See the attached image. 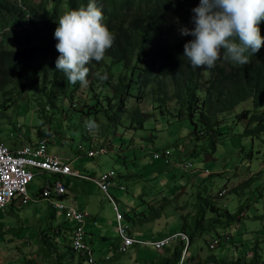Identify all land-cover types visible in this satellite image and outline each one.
Segmentation results:
<instances>
[{"label": "rangeland", "instance_id": "1", "mask_svg": "<svg viewBox=\"0 0 264 264\" xmlns=\"http://www.w3.org/2000/svg\"><path fill=\"white\" fill-rule=\"evenodd\" d=\"M18 1L21 5L42 2L44 7L50 6V0ZM180 26L177 24L178 29ZM14 28L10 26L8 30ZM115 69L122 71L120 65ZM117 81L118 75L104 88L96 85V92L99 95L102 92L100 100L105 106V95H112ZM14 93L11 102H7L9 97L0 96V139L11 146L15 142L35 144L48 138L50 152L70 154L74 169L94 177L113 170L115 186L109 191L122 213L129 215L130 219L125 216L122 222L135 237L159 239L182 232L183 225L200 220L202 214L201 222L209 230L196 234L188 251L190 260L187 264L208 261L264 264V134L255 140L244 136L246 121L237 120L243 112L253 113L250 100L230 114L219 116V124H214L215 134H221L217 137L211 131L207 132L203 121L192 122L188 115L180 117L176 101H167L163 112L159 102L155 104L158 109L154 108L152 102L157 96L153 94L139 103L141 111L147 114L142 128H125L99 112L102 119L97 122L98 128L88 132L84 122L94 115L84 117L75 112L69 100L62 102V107L70 111L67 117L63 111L49 105L47 112H43L37 92ZM90 97L91 94L78 92L72 106L83 109L87 104H95ZM132 100L129 98L127 106ZM114 114L124 115L122 122L130 126L129 110ZM196 129L203 130V134H195ZM79 143L86 145L88 150L91 146H103L106 152L94 157L80 155L77 152ZM166 148L173 153L169 163L163 157L153 158L155 150ZM187 161L193 165L190 170L182 168V162ZM49 178L53 176L38 172L29 185L33 197L31 203H17L0 210V258L3 264H78L79 259L70 256V240L56 239V235L46 232L51 224L59 227L63 222L61 231L68 236L70 233L64 225L71 220L61 210L53 215L51 212L55 208L39 196ZM62 181L68 186V195L63 196V202L81 209L85 207L91 216L98 217L99 225L90 219L86 225L97 264H150L160 254L169 252L159 251L151 245L135 244L128 252L116 254L119 230L109 196L94 180L65 176ZM223 190H227L226 194L219 196ZM226 213L234 216V220L227 218ZM210 220L221 222L209 227L207 222ZM217 233L228 236L229 240L224 238L220 246L210 250L209 243ZM176 246L173 243L168 248L174 252ZM107 255L110 260H105Z\"/></svg>", "mask_w": 264, "mask_h": 264}, {"label": "trees", "instance_id": "2", "mask_svg": "<svg viewBox=\"0 0 264 264\" xmlns=\"http://www.w3.org/2000/svg\"><path fill=\"white\" fill-rule=\"evenodd\" d=\"M17 1L0 0V96L9 97L7 102L12 101L10 97L15 91L19 95L33 91L40 94L43 112H47L49 105L63 111L68 117L70 111L62 107V102L69 100L71 108L84 117L94 115L92 120L98 122L99 118L102 119L99 112H104L103 117L109 121L137 130L143 127L147 119L139 103L153 94L157 96L152 102L154 108L158 109L155 104L159 102L163 112L167 101H176L180 117L188 115L192 122L203 121L207 132L211 131L219 137L221 134H215L214 130V124H219V116L230 114L250 100L253 113L243 112L237 116V120L246 121L244 136L255 140L264 134V44L257 53L249 55V63L244 66H233L228 61L220 60L214 68L194 69L182 56L183 45L191 37L181 36L177 24L192 26L191 8L199 0H97L104 13V23L115 38L100 62L92 61L87 65L89 72L86 82L75 84L68 83L63 72L55 69L59 53L55 48L53 32L61 15L69 9L86 6L88 0H50V6L46 7L42 2L21 5ZM10 26L15 28L8 30ZM260 29L264 36V21L260 22ZM117 65L121 66L122 71L115 69ZM116 75L117 84L111 96L105 95V106L100 100L102 92H99L100 95L96 92V85L104 88L111 84ZM101 76L105 78L101 79ZM78 92L91 94L90 99L95 104L75 109L72 100ZM129 98L134 100L127 106ZM128 110L131 113L130 126L122 122L124 115L114 114L115 111L127 113ZM195 134L200 136L203 130L196 129ZM49 174L53 178H49L47 183L61 177L59 174ZM42 192L43 189L40 197ZM51 213L57 215L58 212L53 209ZM126 217L130 219L128 214ZM200 217V220L181 228L191 241L196 239L198 232L209 230L201 222L202 214ZM226 217L234 220L229 213H226ZM220 222L210 220L207 224L211 227ZM62 224L59 227L51 224L46 232L56 235V239L71 240V220L64 225L70 239L61 231ZM217 237L221 235L217 233ZM165 250L169 252L160 254L150 264H175L180 258L178 246L174 252ZM73 255L77 257L72 251L70 256ZM77 259L78 264H83L82 258Z\"/></svg>", "mask_w": 264, "mask_h": 264}, {"label": "clouds", "instance_id": "3", "mask_svg": "<svg viewBox=\"0 0 264 264\" xmlns=\"http://www.w3.org/2000/svg\"><path fill=\"white\" fill-rule=\"evenodd\" d=\"M261 21H264V0H199L191 8L192 26L179 28L181 36L191 37L183 45L182 56L194 69L214 68L220 60L233 66L247 65L249 55L257 53L264 44ZM53 36L59 53L55 69L63 72L71 84L86 82L87 65L100 62L115 38L104 23L97 0L67 10L57 20ZM83 126L89 132L98 128L92 119Z\"/></svg>", "mask_w": 264, "mask_h": 264}, {"label": "built area", "instance_id": "4", "mask_svg": "<svg viewBox=\"0 0 264 264\" xmlns=\"http://www.w3.org/2000/svg\"><path fill=\"white\" fill-rule=\"evenodd\" d=\"M77 152L80 155L85 154L94 157L99 153H105L106 149L103 146H91L88 150L86 145L79 143ZM172 156L173 153L169 148L161 151L156 150L153 153L155 159L163 157L166 159V163L171 161ZM182 163V168L185 170H190L193 167L191 162ZM38 172L41 174L49 172L61 176L47 183L43 188L42 197L49 201L51 207L63 211L73 221L70 246L77 257L83 259V264L98 263L93 245L88 241L86 231V225L91 218V214L87 210L63 202V196L68 191L67 185L62 181L65 176L94 180L100 190L106 193L113 202L119 230V241L115 247L116 254L128 252L135 244L155 246L159 251H162L176 243L180 250V258L175 264L188 263V251L192 244L188 234L178 231L159 239L135 237L132 230L123 224L122 221L125 215L122 213L116 198L109 191L110 187L115 186L113 182L115 172L113 170L107 171L96 177L83 174L80 170L72 167L70 158L50 152L48 138H44L35 144H22L15 148L9 146L4 140H0V210H4L12 204L20 203L24 205L31 203L33 197L29 192V185L36 178ZM226 192L227 190H223L219 193V196H224ZM224 238L226 241L229 240L226 235L213 238L209 243V249L215 250L222 244ZM110 259L109 255L105 258V260ZM0 263L3 264L1 259Z\"/></svg>", "mask_w": 264, "mask_h": 264}, {"label": "crops", "instance_id": "5", "mask_svg": "<svg viewBox=\"0 0 264 264\" xmlns=\"http://www.w3.org/2000/svg\"><path fill=\"white\" fill-rule=\"evenodd\" d=\"M0 140H2V139H0ZM7 141V140H6ZM11 142L13 143V142H15V141H13V140H11ZM8 143V142H7ZM20 145H22V144H20V143H18V142H15V143H13L11 146L13 147V148H15L16 146H20ZM156 151V150H155ZM154 151V152H155ZM153 152V153H154ZM52 153H55V154H58V155H62V156H64V157H67V158H70L71 159V155L70 154H65V153H62V152H52ZM153 153H152V156H153ZM82 155H84V154H82ZM154 158V157H153ZM155 159V158H154ZM156 160H159V159H156ZM71 164H72V159H71ZM83 174H85V175H90V174H88L87 172H83ZM90 176H92V175H90ZM71 177V176H70ZM67 188H68V186H67ZM66 195H68V191H67V193L65 194V196ZM65 198V197H64ZM63 198V199H64ZM117 201V200H116ZM12 205H15V204H12ZM69 205H71V204H69ZM72 206H74V205H72ZM78 208V207H77ZM84 209L83 210H86L85 209V207H83ZM79 209H81V208H79ZM88 211V210H87ZM126 216V215H125ZM92 218H90V220H93L94 221V223L96 224V225H99V221H98V217H95V216H91ZM99 232V231H98ZM100 233V232H99ZM98 233V234H99ZM142 239H144V238H142ZM90 239H88V241H89ZM195 240V239H194ZM90 243H92V245H93V242H92V240L91 241H89ZM192 242V241H191ZM118 243V240H117V242H116V244ZM167 249H169V248H167ZM171 249V248H170ZM165 250V249H164ZM163 250V251H164ZM1 259V258H0ZM189 259V258H188ZM2 260V259H1ZM190 260V259H189ZM188 260V261H189ZM1 264V263H0Z\"/></svg>", "mask_w": 264, "mask_h": 264}]
</instances>
